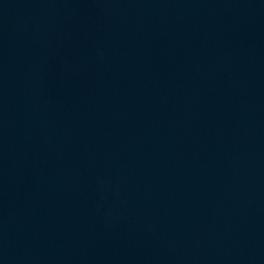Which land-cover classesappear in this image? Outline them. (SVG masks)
<instances>
[{
    "label": "water",
    "instance_id": "obj_1",
    "mask_svg": "<svg viewBox=\"0 0 264 264\" xmlns=\"http://www.w3.org/2000/svg\"><path fill=\"white\" fill-rule=\"evenodd\" d=\"M0 264H264V0H0Z\"/></svg>",
    "mask_w": 264,
    "mask_h": 264
}]
</instances>
